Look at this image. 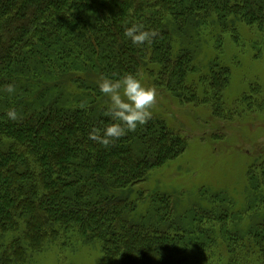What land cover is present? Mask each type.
<instances>
[{
  "label": "trees",
  "instance_id": "16d2710c",
  "mask_svg": "<svg viewBox=\"0 0 264 264\" xmlns=\"http://www.w3.org/2000/svg\"><path fill=\"white\" fill-rule=\"evenodd\" d=\"M208 21L234 41L256 30V52L264 42V0H0V264H25L46 242L96 245L111 264H264L263 147L247 167L243 205L202 188L183 206L141 187L187 150L182 130L152 116L108 148L89 139L109 122L102 75L138 73L188 104L203 85L201 104L243 119L247 111L223 114V46L210 73L198 61ZM133 23L154 40L134 46L124 36ZM245 215L254 220L243 231Z\"/></svg>",
  "mask_w": 264,
  "mask_h": 264
},
{
  "label": "rangeland",
  "instance_id": "374dc122",
  "mask_svg": "<svg viewBox=\"0 0 264 264\" xmlns=\"http://www.w3.org/2000/svg\"><path fill=\"white\" fill-rule=\"evenodd\" d=\"M208 22L198 37L202 45L198 61L210 73L208 63L217 54L215 47L223 46L221 63L229 72L228 84L222 92L223 114H235L242 110L247 111V115L237 121L236 116L222 118L221 111L212 113L211 105L208 104V108L206 104H201L205 98L202 97L205 92L203 85H199L198 102L188 104L146 77L142 81L144 85L155 88L157 92L152 116L165 120L174 129L182 130L189 143L178 159L152 171L141 187L150 193L163 192L179 198L183 206L189 204L188 199L202 188L221 189L229 192L241 206L244 204L247 167L264 148V42L260 43V50L256 52L254 39H259L256 30L250 32L242 28L241 37L234 41L229 31L221 32L212 21ZM244 96L247 101L242 105ZM105 101L108 103L107 97ZM219 129L225 130L220 135L226 137L219 143L213 142L212 131ZM253 220L245 215L240 226L246 229L242 230L250 229ZM214 223L220 227L227 225ZM29 255L30 259L25 264H111L96 245L61 247L59 242H46L30 250Z\"/></svg>",
  "mask_w": 264,
  "mask_h": 264
},
{
  "label": "clouds",
  "instance_id": "9594fccd",
  "mask_svg": "<svg viewBox=\"0 0 264 264\" xmlns=\"http://www.w3.org/2000/svg\"><path fill=\"white\" fill-rule=\"evenodd\" d=\"M156 35L154 30H145L142 23H133L124 31V36L138 48L151 43ZM98 88L100 93L108 98L104 115L109 118V122L106 126L92 128L89 139L104 148H108L128 132H135L138 127L152 119L151 109L156 102L157 92L153 87H146L138 73H126L119 79L102 75ZM5 91L10 95L14 94L15 86L9 84ZM5 115L13 122L19 118L14 107L9 108Z\"/></svg>",
  "mask_w": 264,
  "mask_h": 264
}]
</instances>
